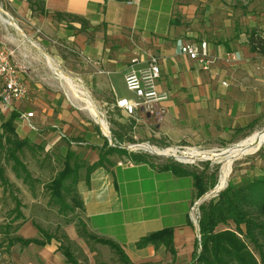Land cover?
<instances>
[{
  "label": "crops",
  "instance_id": "crops-1",
  "mask_svg": "<svg viewBox=\"0 0 264 264\" xmlns=\"http://www.w3.org/2000/svg\"><path fill=\"white\" fill-rule=\"evenodd\" d=\"M0 4L24 36L36 37L55 62L62 64L63 59L54 54L50 42L67 44L80 60L77 68L68 70L81 88L66 76L83 93L75 96L67 85L74 97L65 99L44 88L42 71L30 74V60L11 46L17 45L20 52L23 42L0 24V49H14L15 60L26 67L21 78L28 95L15 103L23 131L20 138L32 139L45 125L64 128L77 140L72 147L62 146L57 132L47 135L61 145L65 157L72 152L85 155L88 163L79 171L77 190L88 229L119 244L134 264H189L200 237V222L196 224L190 214L199 199L194 177L176 175L162 168L166 163L152 159L136 162L131 155L125 163L105 159L88 172L102 159L99 152L109 137L102 126L97 128L98 122L87 121L74 102L91 101L102 119L113 112L109 139L121 146L129 140L120 141L117 133L122 136L127 123L132 125L129 136L142 144L201 148L233 144L251 129L264 126V55L249 44L254 32L264 37V20L252 22L243 15L236 21L216 2L202 0H0ZM200 41L209 44L213 61L209 69L181 53L182 45ZM229 53L238 61L227 62ZM152 56L161 68L158 89L168 99L152 112L138 107L129 117L116 107L120 98L137 101L126 89L124 76L133 65L145 68ZM134 58L139 60L136 64ZM51 68L55 74L61 72ZM29 112L30 119L20 116ZM110 154L121 155L108 152L106 157ZM166 230L172 231L174 253L163 244L138 247L142 238ZM40 248L42 264L59 262L57 244Z\"/></svg>",
  "mask_w": 264,
  "mask_h": 264
},
{
  "label": "rangeland",
  "instance_id": "rangeland-1",
  "mask_svg": "<svg viewBox=\"0 0 264 264\" xmlns=\"http://www.w3.org/2000/svg\"><path fill=\"white\" fill-rule=\"evenodd\" d=\"M202 2H204L205 4L216 2L219 10L222 9V11L225 10V12L231 13L232 17H234L236 21L243 15H247V17H249L252 22L264 20V0H202ZM2 15L5 18H8L3 12ZM0 24L7 25L10 28L11 32L14 33L23 42V46L25 47L21 46L20 52L17 45L11 44V46L18 51V56L20 54H25L27 60H30V74L34 73L35 71H42L44 78L42 82L46 90H56L60 92L65 99L69 98V100H72L74 95L70 91L65 81L61 79L59 75L54 73L51 68L52 66L50 62L49 64L51 67L49 66L46 55L48 54V56L53 59L54 62H52V65L54 68H58V71H61L63 74L68 75L73 79L74 83L81 88V83L78 80H75V74L68 70L72 69L71 67L74 66L76 68L78 67L77 65H79L80 63L78 53L75 50L70 49L67 44L50 42L51 45L54 46V54H57L63 59L62 64H58L57 62H55L54 58L49 53H47L43 46L39 45L40 41L37 40L36 37L33 38L34 40H29L21 32H19L14 25L4 23L1 18ZM28 37L32 39L31 36ZM34 44L38 45V48L35 47ZM43 52H46L47 54H44ZM74 103V107L77 108V110H79V112L85 116L84 118L90 119H86L87 121L95 123L98 122L96 123L99 124L97 125V128H100L99 126H101V124L99 123V121L95 117H92V115L87 110L83 109L84 103L77 100ZM4 113L6 114L7 112H4V110L0 108V137L4 134V128L2 125L9 118L7 117L9 114H6V116ZM99 116H101V114H99ZM105 116V118L103 116L102 117L104 119L107 130L110 132V128H113L114 122V120L112 119L113 112L106 113ZM17 118L18 115H16V120L13 126L17 131L18 137L20 138L23 137V131L21 130L22 127L20 126L21 124H19V120ZM127 124L128 126L124 125L122 129V136L117 133V137L120 141L125 142L126 140H129V142H126L124 144L122 143V146L142 144L138 143L136 140L132 139L129 136V133L132 130V125L131 123ZM120 128H122V125ZM261 130H264V126L253 128L249 131L248 134H245L242 139L234 142L233 144L239 143L240 141L252 136L255 132ZM54 132L58 133L59 139H61V141L64 140L61 143L62 146L68 145L72 147V141H77L72 136H68L64 128L52 127L50 125H45L43 129H38L36 135H32V139H26L28 145L24 147L22 151H18V155L31 173L30 183H25L22 179L18 178L12 168V162L9 164H4V175L6 178H8V180H10L12 187L5 188L0 183V225L13 223V227H15L22 222L21 219H14L17 214V212L15 211L16 202L14 199V197H16L18 198V200H20V210L26 217V222L22 226H20L17 231L18 235H21L25 238L38 237L36 236L38 232L35 226L37 224L58 237L66 235L71 240L72 249L82 264H99V262H103L106 264H125L118 259V257L109 247L97 244L94 241L87 242L79 235L80 221H84L82 208L80 206H78L71 200L69 202L73 209L71 211H68L67 213H60L58 207L50 204V196L48 191L46 190V185L51 180H53V178L64 168L66 162V157L62 153L61 145L56 143V141L53 140V137L48 138V135ZM103 142L104 144L99 152L100 158H102L103 161L105 159L111 161V163H125L126 161H128L129 155L123 156L118 154H110L112 156L106 157L113 145H121L116 142L111 143L109 138ZM233 144H219V146L212 148H201L193 144H180L178 146H169L166 144L157 146H155L154 144L150 145L159 150L175 149L177 156H184V154L190 149H197L202 152H218L222 149L229 148ZM127 151L129 153H142L149 155L153 162H155L156 164L166 163L169 160L176 161L188 170L202 174L207 178H209L210 175L214 174L216 178L215 187L217 186V184H219L223 167V163L220 160L212 161L189 159L184 161L181 159L178 160L177 157L172 154V156L155 155L143 148H136ZM80 154L81 156L79 157L81 161L85 164L88 163L87 160H84V153ZM260 155L264 156V143L255 151H250L249 153L244 154L236 159L233 162L232 172L228 178L227 184L224 188L220 189V191L224 190L231 184L239 185L245 182L247 180L248 174L255 175L256 173H261V170H264V157L262 158ZM72 163L73 161H71V164ZM214 188H212L205 194L206 197L204 200H202L203 202L209 201L219 193L217 191L210 193L214 190ZM227 227L228 226L226 225H221L219 229H226ZM231 227L234 226L231 224ZM52 242L57 244L59 248V241L54 239ZM58 252H60L61 255H58L60 259H57L59 260V262L56 261V263L68 264L64 255L59 249ZM42 253L43 251L40 247L32 245L26 249L20 245H17L13 247L12 255L10 258H8L5 254H2L0 250V264H37V262L39 264H42Z\"/></svg>",
  "mask_w": 264,
  "mask_h": 264
},
{
  "label": "trees",
  "instance_id": "trees-1",
  "mask_svg": "<svg viewBox=\"0 0 264 264\" xmlns=\"http://www.w3.org/2000/svg\"><path fill=\"white\" fill-rule=\"evenodd\" d=\"M249 42L254 51L264 55V37L262 35L256 32L252 33ZM16 115L17 113L11 114L2 125L4 134L0 137V183L5 188L12 187L10 180L4 175V164L6 163L12 162V168L18 178L25 183L31 182V173L18 155V151H22L28 142L17 135L13 126ZM109 151L121 155H131L136 162H146L151 159L149 155L129 153L118 147L111 148ZM71 161H73L72 164ZM101 162L103 159L88 167V172H92ZM83 167H85V163L81 161L79 155L74 152L69 153L66 156L64 168L46 185L50 204L58 207L60 213H67L73 209L69 202L71 200L82 208L76 185L79 181V171ZM162 168L172 171L176 175H192L195 179L198 198L214 188L216 184L214 174L207 178L202 174L188 170L173 160L167 161ZM14 199L17 212L14 219H21L22 222L15 227H13V223L0 225L2 254L10 258L13 247L17 245L24 248L30 245L44 247L56 239L60 243L59 250L68 264H82L72 249L71 240L66 235L58 237L37 224L35 226L39 232L38 238H25L18 235L17 231L26 222V217L20 210V200L16 197ZM200 210V240L196 243L189 264H264V170L255 175L248 174L247 180L239 185H229L209 201L203 202ZM231 224L234 227H231ZM221 225L228 227L219 229ZM79 235L87 242L94 241L109 247L125 264H134L119 244L97 236L88 229L84 221H80ZM149 244H163L171 253H174L173 234L170 230L144 237L137 245L139 248H144ZM99 264L106 263L99 262Z\"/></svg>",
  "mask_w": 264,
  "mask_h": 264
},
{
  "label": "built area",
  "instance_id": "built-area-1",
  "mask_svg": "<svg viewBox=\"0 0 264 264\" xmlns=\"http://www.w3.org/2000/svg\"><path fill=\"white\" fill-rule=\"evenodd\" d=\"M128 2L134 3L135 0H128ZM181 53L199 62L204 69H209L213 63L210 57L209 44L206 41L184 44L181 46ZM15 55V50L9 47L4 46L0 49V106L9 114L16 113L15 103L22 102L28 95V89L21 78L26 67L15 60ZM138 61V58H134L132 63L136 64ZM226 61L236 62L238 57L229 53ZM160 78L161 68L156 56L150 57L143 69L138 70L133 65L125 74L124 81L126 89L136 97L137 101L120 98L116 101V107L129 117L134 115L138 107H142L147 112H152L159 102L168 99V94L158 89ZM20 116L24 119H30L33 113H24ZM30 126L34 128L33 125ZM201 198L194 201L190 209L191 217L196 224L201 219L200 206L203 203ZM198 239L200 240V237Z\"/></svg>",
  "mask_w": 264,
  "mask_h": 264
},
{
  "label": "bare ground",
  "instance_id": "bare-ground-1",
  "mask_svg": "<svg viewBox=\"0 0 264 264\" xmlns=\"http://www.w3.org/2000/svg\"><path fill=\"white\" fill-rule=\"evenodd\" d=\"M0 18L4 23L14 25L13 23L9 21L8 18H5L2 15L1 10H0ZM47 59L50 62L51 66L53 67L52 60L50 58H47ZM56 74H58L59 77L63 79L65 83H67V85L70 86V88H72V90L75 93V96L82 95L83 92L79 90L77 87H73L71 80L68 79L65 74L61 72H57ZM84 109L87 110L93 117H95L99 121V123L102 126V129L107 133V127L105 125V122L100 118L99 112L97 111L94 104L91 101L86 100L84 101ZM263 142H264V130H261V131L255 132L252 136L240 141L239 143L233 144L229 148L222 149L218 152L217 151L202 152L197 149H190L184 154V156H177L175 149L159 150L148 144L127 145V146H129L132 149L137 148V147H142V148H145L149 152H152L154 154H158L161 156H168L172 154L176 156L178 159H181L184 161L189 160V159L190 160H212V161L220 160L223 163L221 176L219 180V186H218V189L220 190L224 188L227 184L228 178L232 172L233 162L239 157H241L242 155L247 154L250 151H255L260 146V144H262Z\"/></svg>",
  "mask_w": 264,
  "mask_h": 264
},
{
  "label": "water",
  "instance_id": "water-1",
  "mask_svg": "<svg viewBox=\"0 0 264 264\" xmlns=\"http://www.w3.org/2000/svg\"><path fill=\"white\" fill-rule=\"evenodd\" d=\"M6 14V13H5ZM7 15V17H8V19H9V21L11 22V23H13L14 24V26H15V28L19 31V32H21L22 33V31H21V29L16 25V23L14 22V20H13V18L10 16V15H8V14H6ZM23 34V33H22ZM24 35V34H23ZM30 40V39H29ZM106 135L110 138V136H109V132H108V134L106 133ZM111 139V138H110ZM264 143V142H263ZM262 143V144H263ZM262 144H260V146L262 145ZM135 145H140V144H135ZM149 145V144H148ZM114 147H116V146H114ZM123 148V149H127V150H132V148H130L129 146H119V148ZM137 148H142V147H137ZM134 149H136V148H134ZM143 149H145V148H143ZM146 150V149H145ZM152 153V152H151ZM154 154V153H153ZM155 155H158V154H155ZM178 159V158H177ZM179 160V159H178ZM181 161V160H180ZM218 186H219V184H217V186L214 188V190L213 191H211L210 193H212V192H215V191H217V192H220V190L218 189ZM205 197H206V195H203L202 196V200H204L205 199Z\"/></svg>",
  "mask_w": 264,
  "mask_h": 264
}]
</instances>
